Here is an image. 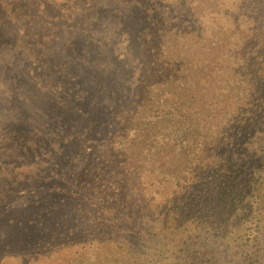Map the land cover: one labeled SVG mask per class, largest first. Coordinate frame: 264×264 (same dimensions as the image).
I'll return each mask as SVG.
<instances>
[{
	"label": "trees",
	"instance_id": "16d2710c",
	"mask_svg": "<svg viewBox=\"0 0 264 264\" xmlns=\"http://www.w3.org/2000/svg\"><path fill=\"white\" fill-rule=\"evenodd\" d=\"M239 1L254 15L234 13L236 1L164 0V10L187 14L165 16L142 37L149 65L140 106L110 139L105 169L84 176L91 188L71 194L85 198L77 209L86 218L62 223L56 208L47 210L38 224L46 233L28 245L31 254L5 255L1 264H170L199 241L238 251L240 243L262 244L264 0ZM31 2L0 0V30L22 34L25 55L33 54L24 34L29 21L17 22L33 18ZM9 117L14 110L1 106L0 144ZM2 163L0 154V170ZM9 163L0 172L7 178L13 168L21 180L36 169Z\"/></svg>",
	"mask_w": 264,
	"mask_h": 264
},
{
	"label": "rangeland",
	"instance_id": "374dc122",
	"mask_svg": "<svg viewBox=\"0 0 264 264\" xmlns=\"http://www.w3.org/2000/svg\"><path fill=\"white\" fill-rule=\"evenodd\" d=\"M40 1L48 8L41 10L33 0V18L17 22L29 21L24 34L32 55L24 53L22 34L0 30V101L15 116L9 117L13 121H8L1 140L0 172L8 171L9 162L14 167L36 166L23 180L14 168L13 178L0 173V264L5 255L31 254L33 241L46 233L38 224L47 210L56 208L62 223L86 218L77 209L86 205L85 198L71 194L91 188L84 176L92 179L105 169L110 139L116 131L124 132L125 114L140 106L149 65L142 37L157 31L165 16L187 14L172 6L164 10V0H155L149 8L151 0ZM233 1L234 13L254 15L252 7L247 10L239 0L227 5ZM126 7L123 17L120 11L125 14ZM145 7H155V12ZM255 9L260 13V7ZM211 242L199 241L191 252L185 246L184 255H174L170 264L178 258L181 264H264V234L261 245L240 243L241 251L226 248L223 241L210 247Z\"/></svg>",
	"mask_w": 264,
	"mask_h": 264
}]
</instances>
